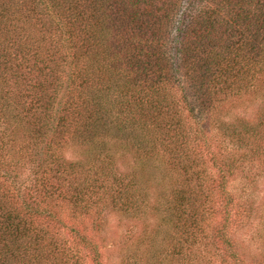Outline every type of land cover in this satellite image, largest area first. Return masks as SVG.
Returning <instances> with one entry per match:
<instances>
[{
	"label": "trees",
	"instance_id": "16d2710c",
	"mask_svg": "<svg viewBox=\"0 0 264 264\" xmlns=\"http://www.w3.org/2000/svg\"><path fill=\"white\" fill-rule=\"evenodd\" d=\"M258 168L264 0H0V264H100L108 209L148 264H245L227 186Z\"/></svg>",
	"mask_w": 264,
	"mask_h": 264
},
{
	"label": "rangeland",
	"instance_id": "374dc122",
	"mask_svg": "<svg viewBox=\"0 0 264 264\" xmlns=\"http://www.w3.org/2000/svg\"><path fill=\"white\" fill-rule=\"evenodd\" d=\"M230 107L229 112L226 111L227 117L243 114L251 118L257 112L259 103L258 100L246 96ZM65 154L72 157L77 151L69 148ZM227 189L235 194L242 209L246 211L241 220L230 227L241 260L245 264H264V170L252 169L249 174L238 175L228 184ZM132 224H135L133 219L108 209L93 224L84 220L82 226L87 229L81 232L97 243L100 264H133L135 259L139 264H148L145 259L136 255L142 249L139 244L142 241L135 236L137 232ZM138 226L141 231L139 223ZM63 235L67 238L66 234ZM81 256L83 258L80 264H94L87 255V248L82 246ZM220 261L222 264H235L221 255L212 260L213 264H220Z\"/></svg>",
	"mask_w": 264,
	"mask_h": 264
}]
</instances>
